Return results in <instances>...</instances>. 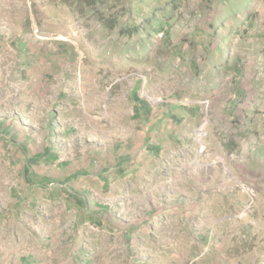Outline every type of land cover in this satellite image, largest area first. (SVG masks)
Masks as SVG:
<instances>
[{"label": "rangeland", "instance_id": "1", "mask_svg": "<svg viewBox=\"0 0 264 264\" xmlns=\"http://www.w3.org/2000/svg\"><path fill=\"white\" fill-rule=\"evenodd\" d=\"M262 38L264 0H0V264H29L30 252L42 244L35 233L45 234L37 220L44 210L30 209L19 198L38 158L47 165L73 141L87 151L123 141L132 128L126 120L140 116L130 101L133 84L135 96L150 101L154 117L174 116L175 110L180 115L176 100L188 95L183 109L194 107L198 72L212 70L208 60L222 56L224 66L214 70L220 82L202 103L200 124L184 126L191 140L176 159L183 166L179 185L223 203L215 205V263L264 264V193L259 201L256 189L250 195L248 178L228 171L224 152L246 137L239 124L218 126L222 111L212 108L234 86L226 79V60L245 50L244 41L256 39L260 48ZM76 89L90 93L92 101L113 93L118 99L104 98L84 112L66 105ZM259 165L264 171V162ZM231 182L238 184V201L246 193L242 209L228 207L225 185ZM157 188L150 191L156 198ZM201 251L195 244L185 253L195 257Z\"/></svg>", "mask_w": 264, "mask_h": 264}, {"label": "crops", "instance_id": "2", "mask_svg": "<svg viewBox=\"0 0 264 264\" xmlns=\"http://www.w3.org/2000/svg\"><path fill=\"white\" fill-rule=\"evenodd\" d=\"M262 40L260 48L256 39L244 41L246 51H237L226 60V79L231 78L234 86L227 87L230 94L222 95L216 106L212 104L218 113L222 111L215 118L218 126L233 122L243 130L240 135L246 141H237L235 149L224 151L229 157L227 169L248 178L245 184L259 192L258 201L264 193V178L260 176L264 171L259 165L264 162V137L260 135L264 133ZM218 58L208 60L212 70L203 67L206 79L201 80L204 75L198 72L200 94L193 101L195 106L183 109L188 95L176 100L180 115L175 110L174 116L162 113L154 117L150 101L136 97L133 84L130 101L136 103L140 116L126 120L132 128L123 141L114 145L104 142L96 151H87L86 145L73 141L69 149L56 150L47 165L38 158L39 167L32 170L30 182L21 185L19 197L26 199L30 209L44 210L37 220L46 228L45 234L35 233L42 244L30 252L34 256L29 264H220L213 261L211 251L215 222L219 221L215 205L222 201L214 194L199 197L186 192L179 185L183 166L176 164L183 149L190 148L185 142L191 140V133L183 130L184 126L200 124L202 103L212 97L209 91L214 90L215 82H220L214 70L220 72L226 57ZM90 95L76 89L68 94L66 105L85 112L97 109L104 98L110 102L118 99L117 93L97 100L94 97L93 101ZM251 134L253 138L247 140ZM237 185H225L227 204L242 209L246 193L238 201ZM155 186L157 198L150 192ZM195 244L202 251L189 257L185 251Z\"/></svg>", "mask_w": 264, "mask_h": 264}, {"label": "built area", "instance_id": "3", "mask_svg": "<svg viewBox=\"0 0 264 264\" xmlns=\"http://www.w3.org/2000/svg\"><path fill=\"white\" fill-rule=\"evenodd\" d=\"M197 134H198L199 137H202V135L205 134V133H204L203 130L200 128V129H199V132H197ZM247 188H248L247 190H248V192L250 193V195L254 196V195H255V189L252 188V187H250V186H248Z\"/></svg>", "mask_w": 264, "mask_h": 264}, {"label": "trees", "instance_id": "4", "mask_svg": "<svg viewBox=\"0 0 264 264\" xmlns=\"http://www.w3.org/2000/svg\"><path fill=\"white\" fill-rule=\"evenodd\" d=\"M132 51H133V50H132ZM138 53H139V50H138ZM138 53H137V54H138Z\"/></svg>", "mask_w": 264, "mask_h": 264}]
</instances>
